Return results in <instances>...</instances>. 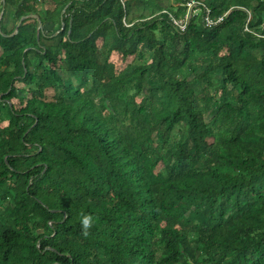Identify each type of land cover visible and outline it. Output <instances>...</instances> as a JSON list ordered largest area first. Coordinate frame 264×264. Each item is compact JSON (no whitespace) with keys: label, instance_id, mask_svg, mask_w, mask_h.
I'll return each mask as SVG.
<instances>
[{"label":"trees","instance_id":"16d2710c","mask_svg":"<svg viewBox=\"0 0 264 264\" xmlns=\"http://www.w3.org/2000/svg\"><path fill=\"white\" fill-rule=\"evenodd\" d=\"M189 1L0 0V264H264V0Z\"/></svg>","mask_w":264,"mask_h":264},{"label":"built area","instance_id":"2783aa9c","mask_svg":"<svg viewBox=\"0 0 264 264\" xmlns=\"http://www.w3.org/2000/svg\"><path fill=\"white\" fill-rule=\"evenodd\" d=\"M177 6L178 5H173L175 10H176ZM198 12H201L203 23L208 28L217 26L218 24H220L223 21V19L225 17V15H222V16L218 17L216 20H213L211 18L209 9L207 7H205L203 4H201L200 2H196L193 0L187 2L186 11L182 16L176 17L172 13H168L166 10L162 11V13L168 15L173 27L179 33H183L186 31L187 26L189 25L191 18L194 15H196Z\"/></svg>","mask_w":264,"mask_h":264},{"label":"clouds","instance_id":"9594fccd","mask_svg":"<svg viewBox=\"0 0 264 264\" xmlns=\"http://www.w3.org/2000/svg\"><path fill=\"white\" fill-rule=\"evenodd\" d=\"M96 217L92 214L81 213L80 216V226H81V234L85 237L89 235V230L94 226Z\"/></svg>","mask_w":264,"mask_h":264},{"label":"rangeland","instance_id":"374dc122","mask_svg":"<svg viewBox=\"0 0 264 264\" xmlns=\"http://www.w3.org/2000/svg\"><path fill=\"white\" fill-rule=\"evenodd\" d=\"M161 2H162V4H163L164 7H171V6L174 4L173 0H161ZM131 5H133V6L136 5V8L139 9V5H137V4H134L133 2H131ZM137 6H138V7H137ZM138 11H139V10H138ZM139 12H140V11H139ZM111 61H112L113 63L119 65L120 67H123V66H124V63L122 62L120 56H118V55H113V56L111 57ZM128 61H129V60H128ZM18 86H20V85H18ZM197 91H198V90H197ZM46 96H47V98H50V96H51V92H47ZM14 103H17V101H14Z\"/></svg>","mask_w":264,"mask_h":264},{"label":"water","instance_id":"95a60500","mask_svg":"<svg viewBox=\"0 0 264 264\" xmlns=\"http://www.w3.org/2000/svg\"><path fill=\"white\" fill-rule=\"evenodd\" d=\"M26 17H24V18H22L20 21H19V23L17 24V27L20 25V23H21V21L23 20V19H25ZM16 27V28H17ZM39 28H41V24L39 23Z\"/></svg>","mask_w":264,"mask_h":264}]
</instances>
